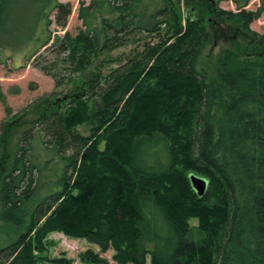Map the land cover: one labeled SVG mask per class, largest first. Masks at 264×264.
I'll use <instances>...</instances> for the list:
<instances>
[{
	"label": "trees",
	"instance_id": "1",
	"mask_svg": "<svg viewBox=\"0 0 264 264\" xmlns=\"http://www.w3.org/2000/svg\"><path fill=\"white\" fill-rule=\"evenodd\" d=\"M248 2L81 1L73 36L51 30H66L70 2L0 0V34L38 22L27 63L57 87L142 46L74 94L34 103L37 118L18 139L20 125L2 123L0 220L15 238L0 264H41L53 233L99 248L81 252L83 264H110L101 254L111 251L115 264H264V34L251 29L262 11ZM221 25L251 47L223 50L212 79L200 60ZM193 174L207 181L202 196Z\"/></svg>",
	"mask_w": 264,
	"mask_h": 264
},
{
	"label": "rangeland",
	"instance_id": "2",
	"mask_svg": "<svg viewBox=\"0 0 264 264\" xmlns=\"http://www.w3.org/2000/svg\"><path fill=\"white\" fill-rule=\"evenodd\" d=\"M59 1L70 2L72 4V15L68 18V25L65 31L57 29L55 25L51 26V30L53 32L57 31L54 35H64L66 32H69L75 36L82 26L81 22L78 20L79 4L81 1L89 3L90 0ZM235 1L243 4L244 0ZM158 4L159 3H156V5ZM236 5L237 4L234 2H223L219 7L225 11L234 12L237 10ZM182 8L185 10L184 2L182 3ZM246 9L252 12H257L258 10L262 11L259 19L252 23L251 29L260 34H264V0H249ZM37 23L38 22L33 17L31 22H29L23 30L13 31L18 36H14L9 31H4V33L0 34V44L6 50L5 54L8 57H4L7 58V60L3 64L0 63V87L5 95V102L0 100V128L2 123L8 121V119L20 125V133L16 136V139L20 137L22 131L29 125L28 121L37 118V110L34 103L43 100L42 98L51 93H55V97L58 99L64 96H70L74 94L76 88L80 86L83 81L89 79L94 72L106 74L109 69L117 67L124 59H127L133 53L142 49V46L134 45L104 55L95 62L94 67L90 71L81 74L72 83L57 87L54 79L46 76L33 66L32 63L34 60L27 63L28 54L30 50L33 49V25ZM219 27V29H216L217 34L215 35V39L207 45L200 60L201 70L212 79L216 77L218 56L223 50H237L238 47L243 46L251 47L247 37H244L237 27L230 25H221ZM156 40L157 38L153 39L152 42ZM44 51L45 49L41 53ZM8 107L11 110V115L7 116L6 109ZM77 130L84 136H89L90 134L89 128L86 125L78 126ZM193 175L202 178L199 175ZM189 222L192 226H197L199 224V220L196 218L190 219ZM9 233L11 235H9ZM13 238L15 237L11 229L0 220V247L8 244ZM49 239L54 242V245L41 255L43 257V262L41 264H53L52 260L60 257H66L72 260L74 264H83L78 257L81 252L87 249L99 251L97 246L86 240L72 239L61 233H53L49 236ZM112 254L113 252L111 251L106 254H101V256L109 260L110 264H115L111 260Z\"/></svg>",
	"mask_w": 264,
	"mask_h": 264
},
{
	"label": "water",
	"instance_id": "3",
	"mask_svg": "<svg viewBox=\"0 0 264 264\" xmlns=\"http://www.w3.org/2000/svg\"><path fill=\"white\" fill-rule=\"evenodd\" d=\"M190 180L196 193L200 196L204 195L207 189V181L197 176H191Z\"/></svg>",
	"mask_w": 264,
	"mask_h": 264
}]
</instances>
